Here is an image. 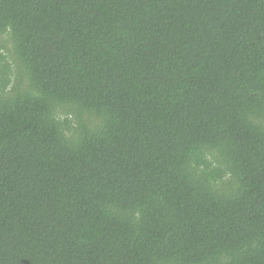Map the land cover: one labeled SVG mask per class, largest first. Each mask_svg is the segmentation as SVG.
<instances>
[{
	"label": "trees",
	"instance_id": "16d2710c",
	"mask_svg": "<svg viewBox=\"0 0 264 264\" xmlns=\"http://www.w3.org/2000/svg\"><path fill=\"white\" fill-rule=\"evenodd\" d=\"M0 264H264V0H0Z\"/></svg>",
	"mask_w": 264,
	"mask_h": 264
}]
</instances>
